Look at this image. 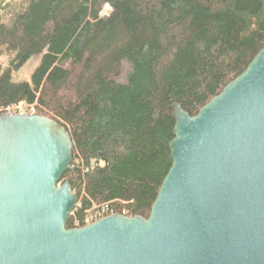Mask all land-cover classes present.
<instances>
[{
	"label": "trees",
	"instance_id": "1",
	"mask_svg": "<svg viewBox=\"0 0 264 264\" xmlns=\"http://www.w3.org/2000/svg\"><path fill=\"white\" fill-rule=\"evenodd\" d=\"M262 48L264 0H0V111L69 132L66 228L103 203L147 218L171 165L168 107L196 115ZM33 56L30 81H13Z\"/></svg>",
	"mask_w": 264,
	"mask_h": 264
},
{
	"label": "water",
	"instance_id": "2",
	"mask_svg": "<svg viewBox=\"0 0 264 264\" xmlns=\"http://www.w3.org/2000/svg\"><path fill=\"white\" fill-rule=\"evenodd\" d=\"M167 112L171 165L149 216L73 228L69 132L0 113V264H264V48L196 115Z\"/></svg>",
	"mask_w": 264,
	"mask_h": 264
},
{
	"label": "built area",
	"instance_id": "3",
	"mask_svg": "<svg viewBox=\"0 0 264 264\" xmlns=\"http://www.w3.org/2000/svg\"><path fill=\"white\" fill-rule=\"evenodd\" d=\"M2 112H7V113L16 112V109L13 106L6 107V108H3L2 111H0V113ZM114 210L115 208L113 207L111 203L95 204L91 208L84 211V214L81 220L82 225H80V220L78 219L74 220V225L75 227H81V226L90 224L99 218L113 214Z\"/></svg>",
	"mask_w": 264,
	"mask_h": 264
},
{
	"label": "rangeland",
	"instance_id": "4",
	"mask_svg": "<svg viewBox=\"0 0 264 264\" xmlns=\"http://www.w3.org/2000/svg\"><path fill=\"white\" fill-rule=\"evenodd\" d=\"M8 58L6 56H0V64L5 65ZM40 61V56H33L29 58L19 69L14 70L12 73V80L17 81H30L33 70L37 67ZM25 105H20L19 110H25Z\"/></svg>",
	"mask_w": 264,
	"mask_h": 264
}]
</instances>
